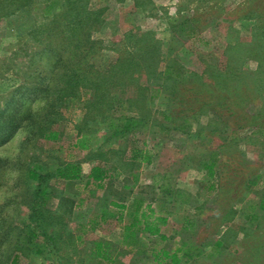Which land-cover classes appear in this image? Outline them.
Wrapping results in <instances>:
<instances>
[{
	"label": "rangeland",
	"instance_id": "obj_1",
	"mask_svg": "<svg viewBox=\"0 0 264 264\" xmlns=\"http://www.w3.org/2000/svg\"><path fill=\"white\" fill-rule=\"evenodd\" d=\"M0 1V10L7 11L0 12V264H9L26 243L31 206L56 241L39 240L40 247L46 242L44 254L23 255L20 264H157L150 250L174 252L186 241L203 242L192 252L189 264H264V35L260 33L264 20L258 18L264 13V0H88V9L100 11L103 19L92 33L97 41L91 61L94 75L107 81L103 93L115 98L117 110L121 102L132 99L130 111L148 120L140 134L113 142L106 140L102 128L106 122L84 120L86 105L95 102L99 93L94 88L81 89L79 98L60 109L61 115L45 112L47 100L42 94L31 103L34 120L43 121L45 113L46 118L58 117L49 128L60 131L59 140L45 139L33 124L38 122L26 116L18 119L15 132L5 139L3 106L23 83L21 72L10 69H24L25 51L35 45L27 42L23 27L27 21L46 27L48 20L39 8L32 11L41 17L36 21L29 12L25 18L24 12L15 10L11 0ZM197 10L214 16L196 39L182 34L181 27ZM24 18L26 24L21 26ZM133 43L140 45L137 54L145 44L152 51L158 49L157 70L177 63L175 71H186V76H203L205 81L229 77V87L223 89L227 95H221L225 104L217 111L209 104L193 116L168 121L165 113L171 101L166 95H156L153 88L138 93L131 82L126 88L114 86L119 80L117 66ZM144 68L150 70L147 64ZM144 76L134 74L145 87ZM91 105L89 111L94 109ZM229 106L235 112H229ZM84 131L90 137L89 148H77L74 144ZM134 147L150 151L151 163L132 160ZM67 162L82 165V179L66 185L49 178L54 187L51 196L38 203L34 195L38 182L30 177L31 170L55 171ZM211 163L214 175L208 167ZM97 164L115 166L116 177L108 181L107 189L86 187L87 175ZM140 196L151 202L157 215L167 217L162 226L166 237L141 231L132 248L122 239L130 217L120 220L110 201L132 208ZM104 207L108 215L102 220ZM100 239L111 243L112 262L91 255L93 241Z\"/></svg>",
	"mask_w": 264,
	"mask_h": 264
},
{
	"label": "trees",
	"instance_id": "obj_2",
	"mask_svg": "<svg viewBox=\"0 0 264 264\" xmlns=\"http://www.w3.org/2000/svg\"><path fill=\"white\" fill-rule=\"evenodd\" d=\"M9 4L11 6L15 5V10L24 12L25 18L27 12L33 15L32 11L39 8L40 15L46 17L48 24L46 27H40L38 23L31 26L32 24H28L25 18L24 23H20V25L26 24L25 22L27 21V24L23 27L25 35L28 38L27 42L29 44L34 42L35 45L33 48L29 47L28 51H25V62H22L24 69H15L14 67L10 69L15 74H20L21 72L20 75H22L23 83L11 92L7 102L3 106V113H6L5 116L7 117V121L3 124L2 129V135L5 139L15 132V129L18 127L19 118L26 116L29 117L31 122L34 120L30 105L37 98H40V94L47 100L43 107L45 112L61 115L60 109L67 106L70 100L79 98V91L81 89L93 88L99 93L95 92L97 94L95 102L89 101L86 105L88 109L84 117L86 122H106V126L102 128L106 131V140L108 142L141 133L145 124H148V120L143 115L130 111L132 110L133 100L127 99L125 102H121V110H117L118 106L116 105L117 101L115 98L111 97V99H108L106 98L107 95L103 93L107 89V81L102 79L97 80V77L94 75V65L91 61L96 53L95 43L97 41L92 39V33L93 30H97L103 24L100 11L88 9V0H43L41 2H37L36 0H11ZM0 12L7 11L0 10ZM213 16V13H200L197 10L193 17L185 19L184 23H182V34L197 39L202 35V26L205 22L212 19ZM39 18L41 17L36 13L32 19L37 21ZM258 18L264 20V13H261ZM260 33L264 35V30H261ZM204 41L205 44L209 43V39L204 38ZM27 42L26 44H28ZM133 44L131 51H128V55L117 66L116 73L119 75L120 81L118 80L119 82L117 81V83L115 81L113 83L114 86H118L119 89L126 88L128 82H131L136 87L138 93L141 90L146 89L148 91L153 88L157 93L156 95H166L171 101L165 113V118L168 121L173 120L175 116L179 115L189 114L193 116L202 112L201 110L209 104L212 108H216V111L219 106L225 104L226 101H224L221 95H227L223 89L229 87V77L222 75L220 78L205 81L203 76H199L200 78L192 77L193 75L186 76V71H183V73L175 71L178 66L177 63L167 64L164 69L157 70V67H155L156 62L161 56L158 49H153L154 51H152L151 46L145 44L144 48H141L142 50L137 54L136 50L139 49L140 45ZM15 55L16 53L12 55V62L14 61L16 65ZM145 64H147L150 70L144 71ZM131 74L133 75L131 76ZM134 74L146 75L144 76L145 87L137 77H134ZM208 91L211 93H208ZM208 96H210V100L207 99ZM92 103H94V109L89 111ZM104 104L107 105V110L103 111ZM125 106L130 111L129 113L126 112V108H123ZM230 110L231 113L235 112L231 107L229 112ZM106 111L107 113H104ZM45 115L43 121L35 119L34 121L38 123L33 122V124L45 139L59 140L60 131L49 128L55 120H58V117L46 118ZM184 122L187 124L186 120ZM184 125L181 124V127H184ZM201 133L202 131H199L198 134ZM89 142L90 137L84 131L77 138L74 146L87 149L89 148ZM131 159L151 163L152 153L134 147ZM208 167L210 174L214 175L212 163ZM112 170L115 171V166L104 167L99 164L93 165L90 173L87 175L86 187L93 184L97 188H109L111 184L107 186L108 181L111 183L116 177V173H113ZM224 170L223 166L220 173L222 176H224ZM222 176L221 179L223 178ZM30 177L38 182V187L34 193L35 199H37L38 203L40 201L45 203L50 198L52 189H54L53 184L48 181L49 178H55L66 185L78 184L77 182L83 177V169L79 162H67L59 166L55 171L43 173L41 170H31ZM222 181L220 180L219 192L223 194L225 186ZM163 187L165 188L166 186L163 185ZM146 200L142 196L136 197L132 208L125 202L113 199L110 201V204L117 208L120 220L125 219L127 215L130 217L123 225L122 237L124 245H129L128 247L135 248L137 246L138 232L141 231L155 237H166L162 231V226L167 224V217L157 215L151 202L146 203ZM73 203L75 205V201ZM106 210L105 207L102 209L100 219H106L108 215ZM29 221V224H27L29 229L27 231L26 243L12 256L9 264H20L24 257L23 255L29 256L32 252L44 254L46 242L43 247H40L38 244L39 240L49 238L54 243L56 241L54 236L47 233L48 225L40 220L39 213L33 206L30 209ZM90 222L94 224L99 223L95 219H91ZM78 238L82 239V234L78 235ZM202 245L203 242L193 244L186 241L174 252H171L170 249L158 251L153 248L149 253L157 260V264H164L165 259H169L170 264H189L188 260L193 257L192 252L194 249ZM111 248L112 245L109 241H105L104 239L94 240L90 252L91 255L100 260L112 262L114 258L111 254ZM143 252L145 251L143 250ZM160 255L163 259H161ZM185 258H187L186 261H183Z\"/></svg>",
	"mask_w": 264,
	"mask_h": 264
}]
</instances>
